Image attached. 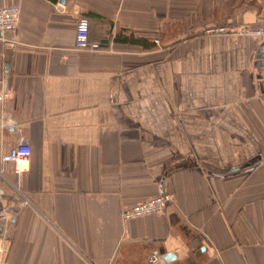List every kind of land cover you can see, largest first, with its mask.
I'll use <instances>...</instances> for the list:
<instances>
[{
	"label": "crops",
	"instance_id": "1",
	"mask_svg": "<svg viewBox=\"0 0 264 264\" xmlns=\"http://www.w3.org/2000/svg\"><path fill=\"white\" fill-rule=\"evenodd\" d=\"M7 6L0 157L31 146L28 172L3 167L31 205L0 184V264H264L263 45L206 32L264 28V0ZM84 16L98 52L74 48ZM171 192L164 214L122 219Z\"/></svg>",
	"mask_w": 264,
	"mask_h": 264
},
{
	"label": "built area",
	"instance_id": "2",
	"mask_svg": "<svg viewBox=\"0 0 264 264\" xmlns=\"http://www.w3.org/2000/svg\"><path fill=\"white\" fill-rule=\"evenodd\" d=\"M19 6L4 7L0 9V41L6 43L13 47V43L8 40V34L14 32L17 29L18 20L20 19ZM76 31L74 33L76 51H90L98 52L102 49L101 43H96L89 37L90 24L88 23L87 17H81L76 23ZM206 32L209 34H235L237 36H248L255 40H258L260 44L264 46V28L261 27H251L248 24H243L240 26H217L215 28L207 29ZM157 43V42H156ZM11 96L10 89L8 86L0 87V105H2ZM31 146L26 143L18 144L17 146L10 149V152L3 154L0 157V184H4L8 187H12L15 190V194L23 199V204H29V199L22 195L20 186L9 181V178L4 170V165L12 163L13 172L19 178L24 175V173L29 170L31 164ZM175 200L174 193H159L158 196L147 199L139 204H133L127 207L124 211L122 219L124 221H130L132 219L143 218L146 215H158L160 213L164 214L168 206ZM13 209L10 206H4L0 204V224H7L12 220ZM160 256L153 254L149 256L148 261L151 264H157L160 262Z\"/></svg>",
	"mask_w": 264,
	"mask_h": 264
},
{
	"label": "water",
	"instance_id": "3",
	"mask_svg": "<svg viewBox=\"0 0 264 264\" xmlns=\"http://www.w3.org/2000/svg\"><path fill=\"white\" fill-rule=\"evenodd\" d=\"M257 60H260L261 64L264 66V46L261 47L260 51L258 52V55L256 56ZM164 260H168L167 256L163 257Z\"/></svg>",
	"mask_w": 264,
	"mask_h": 264
},
{
	"label": "rangeland",
	"instance_id": "4",
	"mask_svg": "<svg viewBox=\"0 0 264 264\" xmlns=\"http://www.w3.org/2000/svg\"><path fill=\"white\" fill-rule=\"evenodd\" d=\"M181 30H182V29H181ZM187 31H188V32H187ZM190 32H191V31H190ZM190 32H189V29L187 28V30H184V32H181V34H182V33H190ZM187 35H190V34H187Z\"/></svg>",
	"mask_w": 264,
	"mask_h": 264
},
{
	"label": "trees",
	"instance_id": "5",
	"mask_svg": "<svg viewBox=\"0 0 264 264\" xmlns=\"http://www.w3.org/2000/svg\"><path fill=\"white\" fill-rule=\"evenodd\" d=\"M131 41H135V40L132 39ZM135 42H137V40ZM138 42H142V41L141 40L140 41L138 40Z\"/></svg>",
	"mask_w": 264,
	"mask_h": 264
}]
</instances>
